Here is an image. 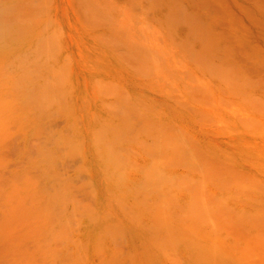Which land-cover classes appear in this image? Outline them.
<instances>
[{"label":"rangeland","instance_id":"rangeland-1","mask_svg":"<svg viewBox=\"0 0 264 264\" xmlns=\"http://www.w3.org/2000/svg\"><path fill=\"white\" fill-rule=\"evenodd\" d=\"M46 1L56 39L45 47L59 66L37 121L5 97L7 88L0 89V179L11 174L12 160L27 153L24 137L56 150V170L64 178L56 185L59 205L66 198L72 220H79L74 226L86 232L81 239H89V247L70 242L57 264H94L101 253L114 257L101 264H169L175 251L180 264H264V0ZM6 79L0 64V86ZM90 112L92 135L103 126L101 134L113 137V124L120 127L119 159L86 162L91 135L81 122ZM66 125L73 133L59 131ZM144 157L147 166L139 164ZM132 170L144 174L139 198L161 184L186 192L189 211L208 202L229 244L216 252L202 237L194 246L178 229L175 244L161 247L151 229L116 216L120 189L131 193ZM93 171L103 175L100 187L90 183ZM1 186L14 202L11 179ZM209 188L230 190L232 202L259 213L240 220L238 211L219 208L220 198ZM139 204L146 205L145 197ZM223 216L234 220L224 223ZM56 217L66 219L60 208ZM94 219L99 224L83 226ZM94 225L100 232L90 237ZM68 227L60 219L58 240ZM166 232L174 228L158 235ZM79 253L86 262L77 261Z\"/></svg>","mask_w":264,"mask_h":264},{"label":"bare ground","instance_id":"bare-ground-1","mask_svg":"<svg viewBox=\"0 0 264 264\" xmlns=\"http://www.w3.org/2000/svg\"><path fill=\"white\" fill-rule=\"evenodd\" d=\"M45 2L43 0H0V64L2 73L7 77L0 89L7 88L5 97L32 121H37L45 112L42 103L50 94L47 84L52 81L54 69L59 66L53 60V53L45 47L48 43L54 44L53 41L56 39V34L50 26L51 17L45 14L50 8L48 3L50 1ZM44 3L48 4L49 8L44 7ZM66 84L64 94H67L69 88L68 83ZM82 119V130L91 135L85 154L86 162L94 164L95 160L100 163L107 158L119 159L120 154L116 151L115 145L120 127L113 124L115 128H112L116 130L113 137H105L101 134L103 126L98 127L96 134L92 135L95 129L91 124L92 112L83 114ZM101 120L98 119L97 123ZM66 128L73 133L71 125H66L59 131ZM143 131H145L144 127ZM22 144L27 153L23 158L18 157L12 160L11 174L5 179H0V182L11 179L15 199L14 202L9 201L10 193H2L4 187H0V193L5 195V199L0 198V264H57L59 255L69 249L70 242L89 247V239L88 237L81 239L86 232L74 226L79 224V220H72L71 211L66 206V198L62 200L65 206L59 205L56 185L64 178L56 170V150L42 143L32 144L26 137L22 139ZM140 145L144 147L143 142ZM148 163L149 160L146 157L139 161L141 166H147ZM103 173L106 174V168ZM154 173L151 172L149 179ZM171 175L179 174L172 172ZM102 177V174L99 175L93 171L90 183L100 187ZM128 177L132 187L131 193L127 188L120 189L118 199L121 206H115L113 212L118 217H125L127 222L132 221L135 225L137 223L141 229H151L152 237L159 246L175 244L174 236L178 229H182L189 235L186 238L194 246L202 237H207L213 242L212 248L216 252H220L225 245L229 244L227 230L218 226L214 218L215 210L212 211L210 204L205 200L200 203L199 211H189L186 192L179 191L178 186L158 184L143 191L146 205L141 206L139 200L144 197L139 198L138 195L140 187L144 184V174L139 170H132ZM196 178L194 176V180ZM209 190L215 197L220 198L219 208L222 207L223 211L227 210L230 213L238 211L236 216L240 220L247 215L259 213L258 208L247 211L244 210L245 205L232 202L233 192L230 190L220 193L211 188ZM114 191L118 192L116 189ZM97 192H99L98 189ZM95 204L98 206L96 210L102 206L98 199L95 200ZM58 208L66 216L65 220L61 217L60 219L69 223L68 231L63 233L65 238L61 240L57 238V224L60 221L56 217ZM232 220L234 219L226 220L223 216L224 223ZM94 221L90 223L87 220V224L83 226L95 224L97 220L94 219ZM101 222L105 223L103 220ZM107 226L112 228L108 224ZM167 226L174 228V232L158 235V232ZM138 227L137 230H140ZM89 231H91V237L100 232V227L94 225ZM195 241L198 242L195 243ZM90 242L95 247L98 246L97 240L90 238ZM185 243L188 245L187 242ZM101 247L98 246V249L100 250ZM184 247L187 248L185 245ZM199 248L211 251L208 247H197V250ZM104 256L105 254L101 253L94 264H101L114 258H104ZM75 258L78 262H86L80 253ZM180 262L181 256L176 251L168 257L169 264H180Z\"/></svg>","mask_w":264,"mask_h":264}]
</instances>
